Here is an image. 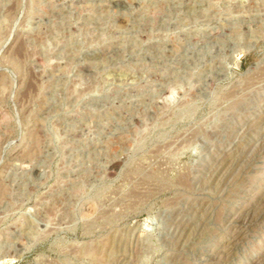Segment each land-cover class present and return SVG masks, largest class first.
Masks as SVG:
<instances>
[{"label": "rangeland", "instance_id": "rangeland-1", "mask_svg": "<svg viewBox=\"0 0 264 264\" xmlns=\"http://www.w3.org/2000/svg\"><path fill=\"white\" fill-rule=\"evenodd\" d=\"M262 118L264 0H0V264H256Z\"/></svg>", "mask_w": 264, "mask_h": 264}, {"label": "bare ground", "instance_id": "bare-ground-1", "mask_svg": "<svg viewBox=\"0 0 264 264\" xmlns=\"http://www.w3.org/2000/svg\"><path fill=\"white\" fill-rule=\"evenodd\" d=\"M262 122H264V118H262ZM263 137H264V135H263ZM218 160V161H217ZM216 161H217V163L218 162H220L221 161V159H217ZM222 163V162H221ZM248 207V206H247ZM241 214V213H240ZM256 215H258V213L256 214V212L254 211V210H248V209H245V211H243V213L241 214V217H243V216H245V222H246V224H248V222L250 221H252L254 218H256ZM239 216V215H238ZM241 221H242V218H241ZM184 229V228H183ZM241 229V228H240ZM240 229H238L236 232H239L240 233ZM182 230V229H181ZM238 237V236H237ZM237 237H235V239L237 238ZM260 255L262 254V253H259ZM264 255V254H263ZM254 263H256V264H264V258H260V259H258V261H256V262H254Z\"/></svg>", "mask_w": 264, "mask_h": 264}]
</instances>
